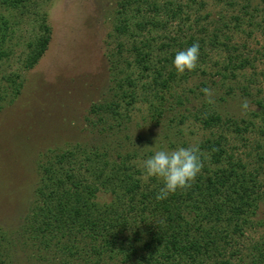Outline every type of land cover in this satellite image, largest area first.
I'll use <instances>...</instances> for the list:
<instances>
[{
	"label": "trees",
	"instance_id": "16d2710c",
	"mask_svg": "<svg viewBox=\"0 0 264 264\" xmlns=\"http://www.w3.org/2000/svg\"><path fill=\"white\" fill-rule=\"evenodd\" d=\"M31 1L0 0L11 8ZM235 4L227 2L234 12L229 17L219 12L212 19L208 13L201 14L204 1H116L104 54L111 85L100 101L91 104L86 122L93 129L109 127L98 129L100 133L113 130L114 124L121 123V108L136 102V86L156 125L165 111L172 112L173 101L190 110L187 103L197 99L199 105L192 111L172 114L168 122L178 116L177 125L193 120L210 130L209 136L197 142L201 170L189 187L157 200L162 183L142 178L141 167L133 162L135 152L117 154L119 160H111L104 144L49 149L38 163L39 184L17 231L19 238L12 239L0 226V264H14V247L30 251L26 256L31 264H264V239L248 248L240 245L251 218L264 209L262 145L248 153L256 155L255 161L248 154L240 158L225 133L229 130L243 137L253 131V120L264 114V100L257 97L258 110L250 120L239 122L219 114L203 91L217 86L225 95L233 93L225 85L249 65L245 54L237 51L233 34L257 25L255 20L263 11L251 0L242 1L236 10ZM5 27L6 22H0V58L7 56ZM38 29L39 36L28 44L20 71L4 77L0 112L20 95L25 73L47 49L51 27L44 13ZM193 43L200 46V61L213 65H197L178 75L172 66L174 55ZM211 51L223 60L213 59ZM124 66L132 74H123ZM199 73L204 80L200 89L177 91ZM164 138L169 140V133ZM167 144L175 146L171 141ZM181 146L188 147L185 141ZM101 189L103 195L110 192L109 201L98 198Z\"/></svg>",
	"mask_w": 264,
	"mask_h": 264
},
{
	"label": "rangeland",
	"instance_id": "374dc122",
	"mask_svg": "<svg viewBox=\"0 0 264 264\" xmlns=\"http://www.w3.org/2000/svg\"><path fill=\"white\" fill-rule=\"evenodd\" d=\"M116 1L32 0L15 8L0 2V22H6L3 49L7 55L0 58V86L6 83L4 77L8 73L22 68L28 44L39 36L41 14L46 15L51 27V37L44 55L25 73L20 95L0 112V226L12 235V239L18 237L17 231L30 211L33 192L39 184L38 163L43 161L42 155L47 150L72 147L78 143L87 148L104 144L110 149L108 158L111 160H119L117 154L124 156L126 152H135L137 157L133 162L142 169L143 160L154 151L181 147L183 141L188 146L197 145L200 139L210 135V130L202 129V125L193 120L177 125V116L173 122H168L172 114L192 111L199 105L197 99L196 103H187L190 110L180 108L173 101L172 112L165 111L159 125L154 124L150 120L147 103L139 94L140 86L135 87L136 102L128 108H121V123L114 124L113 130L100 133L98 129L109 127L99 125L93 129L91 123L86 122L91 104L100 101L111 85L104 54L107 35L112 31ZM181 1H204L206 7L200 9L201 14L208 13L213 19V15L219 12H224L227 17L234 13L227 6L228 1H236V6H233L236 10L244 0ZM251 1L252 5H258L263 15L255 20L257 25L242 32L236 31L232 38L237 51L245 54L249 65L235 81L225 85L233 93L225 95L215 86L205 96L219 114L239 122L250 120L251 113L258 110L254 102L257 97L264 100V0ZM193 5L198 7L196 3ZM216 52L211 51L210 55L215 56ZM222 57L216 55L213 59L223 60ZM201 59L200 56L197 65L212 67L213 62H202ZM122 72L132 74L127 66ZM200 81L204 80L199 73V76L176 89L180 91L184 90L183 87L198 86L200 89ZM244 101L248 102L247 109L241 107ZM253 122V131L243 137L229 133V130L225 132L240 158L255 153L259 144L264 152V114ZM166 133L170 136L167 141L175 143L173 148L164 138ZM248 156H253L254 161L257 159L256 155ZM103 192L101 189L98 198L109 201L110 192L106 195ZM245 232L246 238L240 239L243 247L248 248L264 239V209L257 210ZM13 250H17L13 255L14 264L15 261L16 264H31L26 256H30V251L18 247Z\"/></svg>",
	"mask_w": 264,
	"mask_h": 264
},
{
	"label": "clouds",
	"instance_id": "9594fccd",
	"mask_svg": "<svg viewBox=\"0 0 264 264\" xmlns=\"http://www.w3.org/2000/svg\"><path fill=\"white\" fill-rule=\"evenodd\" d=\"M200 54V46L193 43L184 50L177 51L172 60V66L178 74L196 68ZM208 94V89H203ZM247 109L248 102L241 105ZM202 167L200 149L198 145L177 147L170 150H156L143 160L142 178L147 181L155 178L162 183L156 195L157 200L166 199L169 194L189 187L195 180Z\"/></svg>",
	"mask_w": 264,
	"mask_h": 264
}]
</instances>
